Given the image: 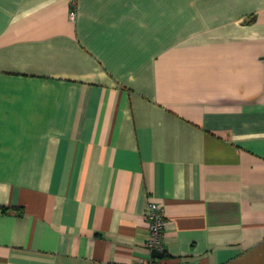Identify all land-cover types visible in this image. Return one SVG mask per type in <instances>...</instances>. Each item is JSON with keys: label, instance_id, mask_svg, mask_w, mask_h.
<instances>
[{"label": "crops", "instance_id": "0c3cea01", "mask_svg": "<svg viewBox=\"0 0 264 264\" xmlns=\"http://www.w3.org/2000/svg\"><path fill=\"white\" fill-rule=\"evenodd\" d=\"M0 0V264H264V0Z\"/></svg>", "mask_w": 264, "mask_h": 264}, {"label": "built area", "instance_id": "2783aa9c", "mask_svg": "<svg viewBox=\"0 0 264 264\" xmlns=\"http://www.w3.org/2000/svg\"><path fill=\"white\" fill-rule=\"evenodd\" d=\"M76 0H70V8L68 10V17L73 18L76 12ZM145 219L148 223L149 234L145 239L144 244L152 249L155 248L160 251H164L163 242V214L158 204L155 201H149L147 210L145 213ZM131 264H163L160 257L148 256L135 260ZM174 264H186L182 262H177Z\"/></svg>", "mask_w": 264, "mask_h": 264}, {"label": "water", "instance_id": "95a60500", "mask_svg": "<svg viewBox=\"0 0 264 264\" xmlns=\"http://www.w3.org/2000/svg\"><path fill=\"white\" fill-rule=\"evenodd\" d=\"M151 255H152V256H155V257H161V255H162V251L157 250V249H155V248H152V249H151Z\"/></svg>", "mask_w": 264, "mask_h": 264}]
</instances>
